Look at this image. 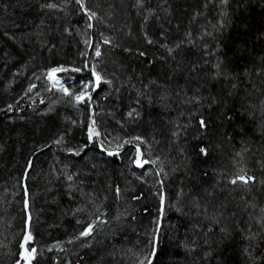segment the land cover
Listing matches in <instances>:
<instances>
[{
  "label": "trees",
  "instance_id": "16d2710c",
  "mask_svg": "<svg viewBox=\"0 0 264 264\" xmlns=\"http://www.w3.org/2000/svg\"><path fill=\"white\" fill-rule=\"evenodd\" d=\"M24 239L28 264H264V0H0V264Z\"/></svg>",
  "mask_w": 264,
  "mask_h": 264
},
{
  "label": "rangeland",
  "instance_id": "374dc122",
  "mask_svg": "<svg viewBox=\"0 0 264 264\" xmlns=\"http://www.w3.org/2000/svg\"><path fill=\"white\" fill-rule=\"evenodd\" d=\"M105 45L109 44L111 45V42L106 40L105 41ZM99 53V54H97ZM103 53V49L102 48H97L95 50V54H94V58H95V61L92 62V66L90 65V67L93 69L94 71V78H95V81H97V76L100 77V80H103L106 76V73L103 72L102 70L104 69H101V66H100V63H102V55ZM102 55V56H101ZM100 59V60H99ZM99 60V61H97ZM103 68V66H102ZM54 69H62L61 67H54V68H51L48 70L47 72V81H48V84H50L53 88H55L56 90H59V91H63L64 93H72V92H75V98L77 100V97L80 96L81 94H84V97L86 98V96L88 95V92L91 90V88L96 85V82H93L88 80V79H85L83 80V85L81 87V91H76L75 89L73 88H67L65 87V83H66V79H67V76H65L62 71H56V72H53ZM105 80V79H104ZM65 95H69V94H65ZM84 98V99H85ZM82 100H77V102H80ZM138 158H140L137 163L138 164H141L143 161H142V157H141V154L138 153ZM26 239V237H25ZM24 239V241L22 242V249H21V253H20V261H18L16 264H28L29 261H30V258H31V250H29L26 246V240Z\"/></svg>",
  "mask_w": 264,
  "mask_h": 264
},
{
  "label": "snow or ice",
  "instance_id": "6c2138e0",
  "mask_svg": "<svg viewBox=\"0 0 264 264\" xmlns=\"http://www.w3.org/2000/svg\"><path fill=\"white\" fill-rule=\"evenodd\" d=\"M49 6L51 7L52 5H49ZM91 15H95V13H92ZM97 54H99V53H97ZM62 70H63V69H54L53 72H56V71H62ZM96 79H97V82H99L100 77L97 76ZM84 98H85V97H84V94H81L80 96L77 97V100H83ZM200 124H201V126H205V122H204L203 120L200 121ZM239 179H240V180H244L243 177H240ZM90 231H91V229H89L88 231H85L84 233H82V235H88Z\"/></svg>",
  "mask_w": 264,
  "mask_h": 264
}]
</instances>
